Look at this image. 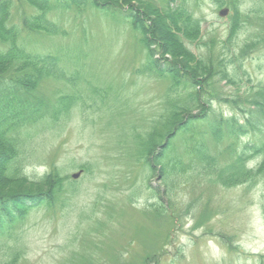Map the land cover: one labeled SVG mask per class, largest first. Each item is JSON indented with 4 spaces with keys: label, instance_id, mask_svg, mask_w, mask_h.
<instances>
[{
    "label": "rangeland",
    "instance_id": "obj_1",
    "mask_svg": "<svg viewBox=\"0 0 264 264\" xmlns=\"http://www.w3.org/2000/svg\"><path fill=\"white\" fill-rule=\"evenodd\" d=\"M79 1L48 11L55 26L46 32L24 25L37 13L30 4L10 0L16 37L0 48L17 43L53 54L64 74L37 84L50 103L38 106L41 116L24 118L16 101L0 102V129L9 133L16 121L31 181L7 182L0 192L42 193L31 179L59 176L49 205L0 228L11 231L0 235V262L16 248L17 264H264V166L233 186L204 173L240 146L264 142V111L250 114L252 95L264 100V0L238 1L239 28L230 37L233 12L220 3L228 0H124L114 9ZM188 20L199 22L198 34L175 28ZM247 45L254 46L241 56ZM189 93L199 96L198 108L166 133L168 102ZM60 97L54 120L50 107ZM197 149L209 154L204 164ZM260 160L247 157L245 166Z\"/></svg>",
    "mask_w": 264,
    "mask_h": 264
},
{
    "label": "trees",
    "instance_id": "obj_2",
    "mask_svg": "<svg viewBox=\"0 0 264 264\" xmlns=\"http://www.w3.org/2000/svg\"><path fill=\"white\" fill-rule=\"evenodd\" d=\"M30 4L37 13L33 16L24 18V25L28 24L30 28H37L39 30H44L46 32H53L55 23L47 17V12L52 10L60 4L62 7H69L67 0H24ZM80 2L79 0H74ZM103 1V0H98ZM124 0H104L103 2L109 5L108 8L112 6L123 7ZM142 3H145L144 0H139ZM171 1V0H170ZM221 1V0H220ZM239 0H228L227 2L221 1L220 3H227L231 6L233 15L230 18V26L228 31V36H233L236 34V30L239 28ZM10 0H0V41L12 40L16 37L15 27L9 25V7L11 6ZM150 8L153 6L151 3H148ZM58 5V6H60ZM123 5V6H122ZM114 9V8H112ZM170 13L161 14V17L167 19L170 17ZM185 21V20H183ZM175 21L172 20L173 23ZM198 21L188 20L187 23H183L181 26L180 22L176 23L175 28L181 30V33L186 36L198 34ZM167 29V28H166ZM196 30V31H195ZM254 45H247L244 49H241L240 55H245L247 49L249 50ZM247 48V49H246ZM170 53V50L166 51ZM240 52V51H239ZM58 58L53 54L41 55L32 52H27L17 43H8L6 48H0V102L3 99H7L8 103L16 101L17 106H22V110L17 112L21 114L22 117L28 118V112H37L36 116H41L39 114L41 107L44 109V105L49 106L44 100L39 99L35 88L39 84L40 80L43 77H61L63 72L61 67L58 65ZM190 94V93H189ZM63 97H60L56 101L55 105H52L51 118L57 120L58 110L56 107L61 103L60 100ZM199 96L197 94H190L185 98H182L176 102L170 103L168 110L171 111L172 121L166 126V133L171 132L173 128L176 127V123L180 120V116L189 110L198 108L200 104ZM204 101V100H203ZM206 102V101H205ZM250 105L253 108L250 111L252 112H262L264 111V100L261 101L257 94H253L251 97ZM14 106V105H13ZM188 106L189 109L184 108ZM15 113L11 111V114ZM5 115V114H4ZM14 119L11 115H6V119ZM5 119V120H6ZM16 121L9 125V128H12L9 133L7 130L0 129V188H5V183H17V182H31L29 178L23 172V158H22V141L19 139L16 127ZM171 124V126H170ZM257 126V124H254ZM243 132V131H241ZM8 133V134H7ZM214 136L219 135V131L215 129L213 131ZM234 134V133H233ZM245 134V133H244ZM234 136V135H233ZM262 145V146H261ZM261 145L256 144H244L235 151V156L232 160L228 161L225 165H215L214 163L207 165L204 168V173L217 174L216 181L221 183H226L228 186H233L236 184H242L246 182L247 179H251L260 175L262 173L261 167L264 166V142ZM156 146V145H155ZM251 149V154H246L247 150ZM199 155L197 157V164H204L203 159H209V154L205 150H199ZM250 151V150H249ZM187 149L185 151V154ZM259 155L261 160L257 167L247 168L245 166V159L247 157ZM167 157H170L169 155ZM155 159L156 156L154 157ZM163 162V159H161ZM164 164V163H163ZM151 166H153L151 164ZM203 166V165H202ZM201 166V167H202ZM204 167V166H203ZM202 167V168H203ZM196 176H201L199 173L201 168L195 166ZM162 174H165L163 177L164 183H167V177L170 173L165 169H161ZM14 172L17 174L16 177H10V173ZM207 174V173H206ZM58 174L56 170L52 172L45 173L39 179H31L35 181V184H38L44 187L46 190H43L42 193L30 194L25 193L18 196H11L7 193L0 192V228L11 229L16 222H19L24 218V216L31 210L33 207L47 206L53 200L51 194H48V191H52L55 184H58ZM172 180V179H170ZM9 182V183H7ZM179 182V181H178ZM177 182V183H178ZM4 184V185H3ZM172 187V186H171ZM173 188V187H172ZM22 193V192H21ZM169 196V195H168ZM51 200V201H50ZM6 206V208H4ZM11 232V231H5ZM4 231H0V235L5 234ZM19 250L13 248L12 252L6 256L5 260H2L0 264H17L19 257Z\"/></svg>",
    "mask_w": 264,
    "mask_h": 264
},
{
    "label": "water",
    "instance_id": "obj_3",
    "mask_svg": "<svg viewBox=\"0 0 264 264\" xmlns=\"http://www.w3.org/2000/svg\"><path fill=\"white\" fill-rule=\"evenodd\" d=\"M77 176H78V173H74V174H73V177H77Z\"/></svg>",
    "mask_w": 264,
    "mask_h": 264
}]
</instances>
